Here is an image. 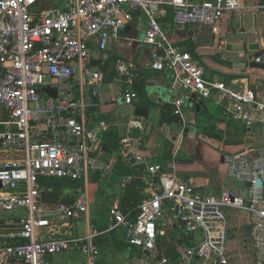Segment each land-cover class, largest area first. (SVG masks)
Here are the masks:
<instances>
[{
  "label": "built area",
  "instance_id": "obj_1",
  "mask_svg": "<svg viewBox=\"0 0 264 264\" xmlns=\"http://www.w3.org/2000/svg\"><path fill=\"white\" fill-rule=\"evenodd\" d=\"M38 2L0 0V264H51L49 258L71 251L81 257L78 264H95L99 233L87 221L85 233L77 235L69 223L88 219L90 177L114 176L99 157L102 134L111 124L96 120L103 113L104 86L113 91V105H131L137 97L140 66L110 53L111 42L121 38L135 13L145 19L138 41L152 47L149 67L170 71L173 84L194 95L196 103L214 96L230 121L257 129L264 139V99L247 85L209 79L177 41L188 25H210L218 33L222 17L239 8L238 0H67L65 10L40 9ZM168 7L173 16L166 24L160 19ZM51 85L55 96L44 90ZM145 131L140 119L130 117L116 148L124 163L141 166L148 175L135 220L119 206L109 213L110 229L120 227L125 242L137 249L130 264H170L157 242L167 226L165 209L182 230L201 234L197 245L181 249L180 264H192L194 257L230 264V208L247 215L253 264H264V143L255 155L246 154L251 147L222 151L226 176L242 188L204 195L166 172L170 164L149 160ZM44 178L82 180L83 185L72 202L49 203L42 195ZM132 178L121 176V186Z\"/></svg>",
  "mask_w": 264,
  "mask_h": 264
},
{
  "label": "crops",
  "instance_id": "obj_2",
  "mask_svg": "<svg viewBox=\"0 0 264 264\" xmlns=\"http://www.w3.org/2000/svg\"><path fill=\"white\" fill-rule=\"evenodd\" d=\"M239 8L232 13L224 15L218 24L219 31L214 33L210 25H188L184 30L187 31L185 37H179L183 31L177 34L178 44L182 49L190 52L198 61L199 65L203 68L206 76L211 80H222L237 87L238 85H247L252 88L256 95L264 99V0H238ZM67 0H39L38 7L40 9L55 8L65 10ZM166 12L161 17L163 23H170V19H164ZM254 17L256 18V30L254 27ZM145 19L138 13H135L132 21L127 23L121 30V38L112 41L110 44V53L114 58H125L138 64L141 68L142 77L136 85L137 97L134 99L131 105L121 104L113 105V91L109 85L102 88V94L104 98V105H102V114L98 115L96 121L109 122L110 128L108 131L102 134V147L103 151L99 154L102 161L110 165L114 176L109 179L101 177L99 180L111 181V183L117 185V193L119 197L117 201H121L123 197L124 187L121 186L122 175L116 173L119 170V162L121 161L117 156L114 160H108L105 158L106 153L110 154L114 151L108 150L103 144V136L112 133L116 135V139L119 141L120 135L125 132L126 122L130 117H136L140 119L146 126L145 131V145L144 152L149 157L151 162L161 163L162 165L171 166L167 168L166 172L176 174L186 181L190 182L197 192L204 195H218L223 188H232L239 190L242 185L236 180L226 176V166L220 157L219 164L214 168H209L207 165L199 162L197 165L196 158L204 152L209 150L208 143L218 144L213 138L197 135L192 126L196 120L195 108V96L190 102L188 93L183 90L182 87L173 84V75L170 71H154L149 67V54L152 47L146 44H142L138 39L143 36V30L145 28ZM193 36V37H192ZM258 43L259 47L256 50L250 52H224L222 47L225 43ZM215 55L219 56L220 61L216 62L212 59ZM256 57H261L262 61L260 66H249L248 63L255 61ZM224 63V64H223ZM226 63V64H225ZM245 63V64H244ZM204 64V66H202ZM263 64V65H262ZM205 66L207 70L204 69ZM217 78V79H216ZM139 87V88H138ZM210 99V98H208ZM215 101V97L212 100ZM202 99V108L203 105ZM216 103V101H215ZM216 105H218L216 103ZM125 107L130 113V117L123 121L118 115L117 108ZM209 106V105H208ZM179 114H175L173 111L178 108ZM169 108L171 113L169 112ZM199 108V110H200ZM144 111V113L136 114V111ZM167 111L170 113L167 114ZM179 116L181 123L166 122L163 119H170L171 114ZM91 120V119H90ZM163 123H162V121ZM88 126L92 127L93 122L88 121ZM162 123L161 125L158 123ZM232 122V121H231ZM239 125L237 123H233ZM227 123L218 126V129L223 133L224 127ZM258 131L253 129V132ZM259 132V131H258ZM260 134V133H259ZM168 139L173 143L172 156L167 162L155 161L156 155L160 150V140ZM226 140L225 137L221 139ZM228 146L224 147L227 149ZM248 151L250 154H257V149L260 147L250 146ZM188 148L189 150H186ZM246 147L245 149H247ZM209 152L212 154L214 161L216 162V151ZM240 150V148H239ZM237 150V151H239ZM244 150V149H243ZM225 151V150H221ZM188 154V155H185ZM210 153H207L210 156ZM255 153V154H254ZM184 154V155H183ZM190 156V157H187ZM133 178L131 180L134 187L141 192L139 193L141 199L146 197V183L148 175L143 172L141 166L132 169ZM92 177L87 181L86 187L89 188L92 184ZM42 190L53 192L56 190L54 187H46V183H43ZM62 190V196L75 197V190ZM89 191V190H88ZM59 201V200H57ZM56 203V202H55ZM90 214V213H89ZM89 217V215H88ZM78 219V218H77ZM111 219V217H110ZM244 220V222L242 221ZM75 220H71L70 231L74 234L76 232ZM164 222L167 226L164 233L158 236V249L161 253H165L174 264H180V251L185 246L197 245L201 239L200 232H185L178 226V222L175 219L171 210L165 209ZM73 224V226H72ZM86 226V223L84 224ZM91 229L90 223L88 224ZM86 228V227H85ZM66 228L62 227L61 232ZM83 232L81 235H83ZM78 235V234H77ZM191 235L190 243L186 242L187 237ZM96 237V236H95ZM118 243V240H114ZM125 241V239H124ZM103 249L105 247H112L116 251L127 254V257L131 258L133 251L118 247L114 245L113 239L107 238L105 244H98ZM248 250L252 256L253 263V246L250 237V229L248 225L247 215L243 216L240 213H236V221L230 226L229 229V261L230 264H244L245 259L242 255ZM175 254V255H174ZM174 255V256H173ZM239 255V256H237ZM99 256V255H98ZM95 264H101V257L97 258ZM243 259V261H242ZM81 257L76 251L68 253H62L49 258L51 264H78ZM192 264H210V262L203 261L198 257H194Z\"/></svg>",
  "mask_w": 264,
  "mask_h": 264
},
{
  "label": "trees",
  "instance_id": "obj_3",
  "mask_svg": "<svg viewBox=\"0 0 264 264\" xmlns=\"http://www.w3.org/2000/svg\"><path fill=\"white\" fill-rule=\"evenodd\" d=\"M172 16H173L172 10L170 7H168L166 9V14L164 16V19L168 20ZM186 33L187 31L183 30L182 34L179 37L181 38L182 35H183L182 37H185ZM212 97H210V99L208 100H212ZM208 102L209 101H207V99L203 100L204 106L200 108L199 112L196 114V117H195L196 120L192 128L197 135L201 134L203 136L214 138L215 140H221L222 132L220 129H218V126L224 123H227V125H234V124H232L230 119H228L225 116L224 111L221 106L216 105L214 110L211 111V108L208 107V104H207ZM169 112L171 113L170 108H169ZM169 112L167 111L168 115L170 114ZM163 120L166 122L181 123L180 117L174 115V113L171 114L170 119H163ZM162 123L160 122L158 124L161 125ZM238 126L243 132H248V129H246L242 125H238ZM235 127L237 128V126ZM103 144L105 148L108 150H111V151L116 150L117 145H118V140L116 139V135L115 134L113 135L112 133H110L109 135L105 134L103 136ZM159 146L161 148L158 154L156 155L155 161L167 162L168 160H170L172 156L173 143L168 139H161ZM246 154L253 155V154H250L249 152H246ZM118 162H119L120 167H119V170L116 171L117 174L122 175V176H128V175L131 176L133 174L132 168L129 165L124 163L122 160ZM92 181H99V175H93ZM41 182L46 183V184H51L49 186L56 188V190L53 192L42 190L43 198L49 203H55L57 202V200H62L65 202H72L74 199L73 196L71 197L62 196L63 188H65V186H69L71 190L77 191V189L81 188V186L83 185L82 180H70L66 178H44L41 180ZM140 192H141L140 190L134 187L131 181H128L127 183H125L123 197L121 198V201H120V208L123 210L124 213L128 214L129 218H131L132 220L136 219L138 205L141 201V197L139 195ZM57 197L58 199H56ZM98 205L95 206V209L92 211L89 217V223H90L91 229L99 233L96 237H94V242L97 245L98 244L102 245V244H105L107 238H111L113 239L114 245L117 244L118 247H121L124 249L128 248L129 250L131 249L133 253L136 252L137 249L128 245V243L124 241V232L120 227L110 229V226L113 223V221L110 219V216L107 214V212L104 211L101 207H98ZM190 239H191V235H189L186 239V242L188 244L191 242ZM114 240L116 241L118 240V243L115 242ZM170 264H174V262L170 260Z\"/></svg>",
  "mask_w": 264,
  "mask_h": 264
},
{
  "label": "rangeland",
  "instance_id": "obj_4",
  "mask_svg": "<svg viewBox=\"0 0 264 264\" xmlns=\"http://www.w3.org/2000/svg\"><path fill=\"white\" fill-rule=\"evenodd\" d=\"M204 66V64L202 65ZM207 70V67L205 68ZM217 79V78H216ZM209 108H211V111L214 110L216 107V103L213 100L212 102L207 103ZM118 115H121V119L123 121H126L131 113L125 108V107H119L117 108ZM237 126V128L235 127ZM225 137L226 140H222L221 145L220 142L221 140H215L214 141L218 142V144L214 143H208L207 146L208 149H213L211 151H216L217 153V159L216 162L214 161L213 157L211 156L212 154L209 152V150H205L204 152H201V154L196 158L197 165L199 162L207 165L209 168H215L219 162H220V157L222 156V149L225 151L229 152H236L237 150H243L246 147L254 146V147H259L264 143V139L260 136L258 131H253V132H243L238 125H226L223 129L222 133V138ZM227 147L224 148V147ZM186 150H189L188 148H185ZM210 153V156L207 154ZM184 155V154H183ZM185 155H188L185 153ZM117 157L116 150L110 154L106 153L105 158L108 160H114ZM190 157V156H187ZM92 184L89 188H87L88 194H89V213L91 214L92 211L95 209V206L101 207L104 211L107 212L109 215L110 210L116 206L120 207V201H117V198L119 197V194L117 193V185L111 183V181H104V180H99V181H92ZM51 184H47L46 187H48ZM69 191L70 187L65 186V189ZM58 199V197L56 198ZM228 215H229V225L231 226L232 224L235 223L236 221V213H240L243 216L245 212L236 210L233 208H230L227 210ZM89 214V217H90ZM89 217L88 219L85 220L84 216L81 218H78L75 220L76 224V232L78 235H81L83 232L86 231V226L84 225L87 221L89 223ZM244 222V220L242 219ZM250 229V228H249ZM99 256L101 257V264H130V258L127 257V254L116 251L112 247H105L104 249L102 247H99ZM244 254L242 252V255L244 256L245 262L244 264H253L252 263V256L251 253L248 250L244 249ZM239 256V255H237ZM98 260V259H97ZM243 261V259H242Z\"/></svg>",
  "mask_w": 264,
  "mask_h": 264
},
{
  "label": "water",
  "instance_id": "obj_5",
  "mask_svg": "<svg viewBox=\"0 0 264 264\" xmlns=\"http://www.w3.org/2000/svg\"><path fill=\"white\" fill-rule=\"evenodd\" d=\"M253 30H256V18L255 17H254ZM258 47H259V45L256 42L248 43V44H246V43H230V42H227V43L224 44V46L221 49H222V51L228 52V53H230V52H243V53H246V52H250V51L256 50V49H258ZM212 59H214V61H216V62H219V63L221 62L218 55H215ZM248 65L249 66H260L261 63H259L257 61H251L250 63H248ZM55 87H56L55 85H51V86L46 87L44 90L46 92L50 93L52 96H55V94H56ZM193 97H194V95H191L190 102L192 101ZM200 106H202V101H200L199 103H195L196 111H199ZM140 113H144V111H139V110L136 111L137 115L140 114ZM257 182L259 184H262V181L260 179ZM195 251L197 252V248L195 249Z\"/></svg>",
  "mask_w": 264,
  "mask_h": 264
}]
</instances>
